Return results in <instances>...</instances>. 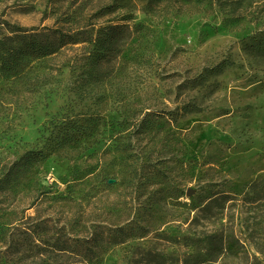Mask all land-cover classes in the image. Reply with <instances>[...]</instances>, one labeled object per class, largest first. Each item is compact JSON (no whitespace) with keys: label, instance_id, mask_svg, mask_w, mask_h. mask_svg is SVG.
Returning <instances> with one entry per match:
<instances>
[{"label":"rangeland","instance_id":"374dc122","mask_svg":"<svg viewBox=\"0 0 264 264\" xmlns=\"http://www.w3.org/2000/svg\"><path fill=\"white\" fill-rule=\"evenodd\" d=\"M143 4L0 0L80 39L0 77V264H264V0Z\"/></svg>","mask_w":264,"mask_h":264},{"label":"trees","instance_id":"16d2710c","mask_svg":"<svg viewBox=\"0 0 264 264\" xmlns=\"http://www.w3.org/2000/svg\"><path fill=\"white\" fill-rule=\"evenodd\" d=\"M170 0H144V4L142 9L144 12H151L155 10V7L164 3H169ZM190 2L191 0H185ZM126 22L131 21L128 15L124 16ZM15 28V27H11ZM18 32L17 35L12 37H7L3 41L0 39V77L8 78L14 75L16 72L20 71L24 68L26 63L30 60H39L40 58L48 57L53 55L59 49L68 47L73 44L79 43L80 39L77 38L76 34L63 32L61 29H48L43 28L42 33H38L37 31L29 33L27 30H22L20 28L13 29ZM19 39L21 40V44L19 47H12L11 45H6L7 40ZM249 189L253 190L256 193L264 190V179L261 182H253ZM262 193H260L261 195ZM126 228H119L116 231L126 234ZM93 239V238H92ZM122 240H117L114 236L111 244L116 245L119 244ZM210 243H215L216 241H224L226 249L230 252V254H234L235 256L238 254V244L239 241L235 239V237L231 235L223 236L222 234H217L215 236L209 237ZM64 243H61V250H65ZM67 249V248H66ZM79 246H75L73 250H78ZM78 254L79 253L78 251ZM89 253L83 254L82 257L87 256ZM100 256V255H97Z\"/></svg>","mask_w":264,"mask_h":264}]
</instances>
